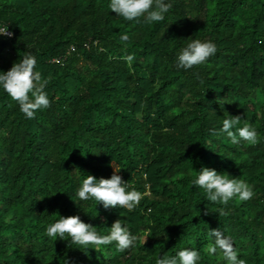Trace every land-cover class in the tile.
<instances>
[{"label":"trees","instance_id":"1","mask_svg":"<svg viewBox=\"0 0 264 264\" xmlns=\"http://www.w3.org/2000/svg\"><path fill=\"white\" fill-rule=\"evenodd\" d=\"M168 2L165 20L149 25L118 18L109 0H0V25L12 33L0 37V71L34 53L50 101L26 119L0 90V264H155L184 248L200 253L198 264H224L207 253L210 230L246 264H264V0ZM190 38L217 52L177 70ZM229 115L255 126L258 143L220 133ZM113 163L148 192L137 208L72 201L75 175L109 179ZM201 167L243 179L254 197L219 216L191 184ZM59 215H79L101 235L124 220L146 243L118 252L51 241L46 228Z\"/></svg>","mask_w":264,"mask_h":264},{"label":"clouds","instance_id":"2","mask_svg":"<svg viewBox=\"0 0 264 264\" xmlns=\"http://www.w3.org/2000/svg\"><path fill=\"white\" fill-rule=\"evenodd\" d=\"M108 8L110 12L116 13L118 18L125 21L136 23L142 21L150 25L164 21L170 12L171 4L168 0H109ZM11 35L7 24L0 25V37L11 38ZM121 39L127 41L129 37L125 34L121 36ZM186 41L189 42L175 55L174 66L177 70L187 72L201 66L217 52V46L211 40L202 41L190 38ZM125 59L131 63L133 57L127 56ZM36 65V55L29 51L21 56L9 71H0V90L7 93L18 104L20 112L26 119L34 118L38 110L47 109L50 105L48 94L45 91L48 80L42 78L41 73L36 70ZM203 82L201 79L200 83L203 84ZM219 104L221 108L224 105ZM241 121V117L229 115L222 120L219 132L225 134L234 145L257 144L256 127L247 122L242 127H238ZM111 167L114 171L109 179H97L90 174L80 178L75 175L79 169L74 168L71 173L75 175L79 186L74 196L70 197L72 201L74 203L75 201L92 202L96 205V209L99 205H102L104 209H127L129 211L137 208L148 192L142 193L136 190L130 182L123 180L114 163ZM191 184L203 193L206 201L221 206L218 208L219 216L226 214L224 206L230 201L246 202L255 195L253 187L243 179L233 178L227 173L221 174L207 167H201L199 171H195ZM79 206L83 209L82 205ZM106 231L105 235L99 234L96 227L84 223L79 215L70 217L59 215V219L46 228L49 240H64L69 246H76L78 249L97 250L101 246L111 245L116 251L124 252L135 248L138 244L145 245L146 243L144 237L130 231L124 220H116L110 228H106ZM208 235L211 242L206 250L209 255L219 252L224 264H246L243 259L238 258V252L234 249L230 238L220 230H210ZM199 260L200 253L197 250L184 248L171 256L161 253L155 260V264H198Z\"/></svg>","mask_w":264,"mask_h":264}]
</instances>
